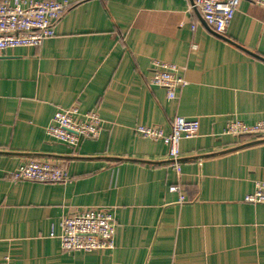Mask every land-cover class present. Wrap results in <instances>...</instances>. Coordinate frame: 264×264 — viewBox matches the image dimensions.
Returning a JSON list of instances; mask_svg holds the SVG:
<instances>
[{
  "label": "crops",
  "instance_id": "1",
  "mask_svg": "<svg viewBox=\"0 0 264 264\" xmlns=\"http://www.w3.org/2000/svg\"><path fill=\"white\" fill-rule=\"evenodd\" d=\"M68 1L54 36L0 57V264H264V203L245 201L264 180V137L225 132L264 121V5L242 0L220 34L195 0ZM154 60L182 67L175 99L151 85ZM72 105L104 120L74 148L46 130ZM176 115L200 122L181 176L163 141L135 131L170 133ZM35 159L67 180L11 178ZM95 206L115 208V247L63 251L52 229Z\"/></svg>",
  "mask_w": 264,
  "mask_h": 264
},
{
  "label": "built area",
  "instance_id": "2",
  "mask_svg": "<svg viewBox=\"0 0 264 264\" xmlns=\"http://www.w3.org/2000/svg\"><path fill=\"white\" fill-rule=\"evenodd\" d=\"M242 0H195L192 8L198 10L206 24L217 33H225ZM264 5V0H251ZM72 6L68 0H0V57L8 49L38 47L56 34V25ZM194 28V25H193ZM182 67L176 63L153 61L150 83L166 90L169 99H175L179 89L188 82ZM104 120L96 109L83 111L77 105L56 110L47 134L72 148L82 140L100 137ZM135 131L141 136L163 141L168 147V159L172 169L181 176V141L197 137L200 131L198 119L182 115L173 118L171 131L153 125H137ZM227 134L264 137V121L248 124L234 119L228 123ZM15 181L56 183L67 180L65 166L51 160L35 159L10 172ZM171 191H179L172 185ZM245 201L264 203V180L255 182L254 191ZM117 217L115 208L95 206L62 218L61 231L52 229L50 235L58 237L63 251L111 250L115 247ZM3 264H10L6 257Z\"/></svg>",
  "mask_w": 264,
  "mask_h": 264
}]
</instances>
